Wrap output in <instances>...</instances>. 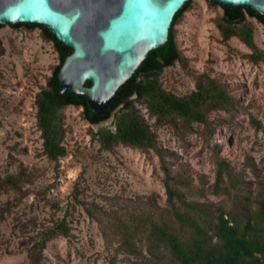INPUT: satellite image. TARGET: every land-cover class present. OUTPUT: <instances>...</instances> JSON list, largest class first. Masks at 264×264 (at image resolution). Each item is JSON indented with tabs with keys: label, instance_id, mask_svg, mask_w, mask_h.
<instances>
[{
	"label": "trees",
	"instance_id": "16d2710c",
	"mask_svg": "<svg viewBox=\"0 0 264 264\" xmlns=\"http://www.w3.org/2000/svg\"><path fill=\"white\" fill-rule=\"evenodd\" d=\"M221 7L222 13L212 18L221 40L238 38L250 49L244 57L253 63L264 62V50L254 41V25L250 20L253 18L264 26V16L251 8ZM190 8L191 0L175 13L167 41L147 54L144 63L118 88L103 110L90 107L84 95L59 91L58 70L70 49L64 48L45 27L14 24L26 29L39 27L43 38L52 42L58 53L59 63L35 94L36 124L42 150L50 160L57 161L67 153L63 116L67 105L81 107L83 118L91 124L107 119L116 110L114 128L101 126L93 133L101 151L123 145L142 152L152 150L159 160L166 193L163 203L155 192L104 195L101 202L95 199L82 202L87 214L97 221L111 250L110 264L116 259L119 264H264V170L250 154H245L238 168L232 157L218 154L213 148L215 168L209 181L206 174L164 147L155 130L169 126L182 136L198 132L207 141L219 124L232 119L229 115L214 118L211 115L215 112L233 115L241 105L227 83L207 72L195 76V88L186 94H176L163 86L161 70L175 60L185 62L176 43L175 25ZM3 51L0 41V54ZM137 104L146 109V117ZM150 118L153 120L149 121ZM249 120L264 131V125L255 117L250 115ZM246 170L251 177H246ZM32 181V172L19 164L17 171L0 178V194L12 192V199L20 201L27 193L23 185ZM206 194H213L216 199L208 200ZM9 200L0 205V222L10 210ZM66 217L49 226L36 224L33 216L29 218L34 224L23 241L29 264H43L47 242L71 234Z\"/></svg>",
	"mask_w": 264,
	"mask_h": 264
},
{
	"label": "rangeland",
	"instance_id": "374dc122",
	"mask_svg": "<svg viewBox=\"0 0 264 264\" xmlns=\"http://www.w3.org/2000/svg\"><path fill=\"white\" fill-rule=\"evenodd\" d=\"M221 13L222 8L208 0H191V8L175 25L176 43L185 62L175 60L159 77L166 89L186 94L195 88V76L207 72L227 83L241 105L233 115H211L232 119L219 124L207 141L198 132L182 136L169 126L155 129L164 147L206 174L209 181L215 168L213 148L232 157L238 168L245 154H250L264 170V131L249 120L252 115L264 125V62L253 63L244 57L250 49L238 38L221 40L212 21ZM250 20L254 41L264 50V26ZM0 41L4 50L0 54V178L17 171L19 164L33 174L32 183L23 185L27 193L20 201L12 199V192L0 194V205L8 198L11 202L0 222V264H29L23 241L34 224L30 217H35L38 225L49 226L64 215L71 234L47 242L43 264H110L111 250L82 202H101L104 195L155 192L163 203L166 193L159 160L152 150L142 152L123 145L101 151L93 133L101 126L114 128V118L101 125L91 124L83 118L82 108L73 105L63 108L67 153L57 161L50 160L42 150L36 124L35 94L59 63L57 50L38 27L2 26ZM137 106L146 117L143 105ZM245 175L252 176L249 170ZM205 198L216 196L206 194ZM113 264H119V259Z\"/></svg>",
	"mask_w": 264,
	"mask_h": 264
},
{
	"label": "water",
	"instance_id": "95a60500",
	"mask_svg": "<svg viewBox=\"0 0 264 264\" xmlns=\"http://www.w3.org/2000/svg\"><path fill=\"white\" fill-rule=\"evenodd\" d=\"M187 1L0 0V24L47 28L71 50L58 70L59 91L84 95L90 107L103 110L147 54L167 41L174 15ZM208 1L264 16V0ZM115 112L96 125L113 119Z\"/></svg>",
	"mask_w": 264,
	"mask_h": 264
}]
</instances>
